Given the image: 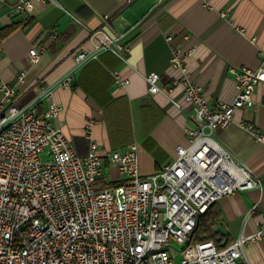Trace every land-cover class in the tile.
I'll return each mask as SVG.
<instances>
[{
	"label": "crops",
	"instance_id": "1",
	"mask_svg": "<svg viewBox=\"0 0 264 264\" xmlns=\"http://www.w3.org/2000/svg\"><path fill=\"white\" fill-rule=\"evenodd\" d=\"M18 1L0 0V82L15 88V103L25 108L78 65L76 53L83 50L89 57L98 51L88 38L101 26L98 15L109 14L112 29L125 34L159 0H30L31 11L15 10ZM122 41L129 45L123 57L98 51L33 106L39 114L50 102L61 107L50 121L79 156L92 141L120 151L134 145L139 172L148 174L173 160L191 125L182 86L175 84L181 70L170 63L171 54L191 50L183 68L212 107L230 101L236 93L232 69L256 68L261 59L264 0H166ZM33 46L45 47L36 62L28 57ZM112 70L128 79L127 85L117 86ZM149 72L159 74L155 93L148 90ZM252 99L253 106L234 110L217 138L255 173L260 187L226 194L211 206L207 239L217 247L253 233L264 219V146L246 127L264 135V81L254 86ZM110 172L117 176L114 168ZM244 255L247 264H264V238L247 242Z\"/></svg>",
	"mask_w": 264,
	"mask_h": 264
},
{
	"label": "built area",
	"instance_id": "2",
	"mask_svg": "<svg viewBox=\"0 0 264 264\" xmlns=\"http://www.w3.org/2000/svg\"><path fill=\"white\" fill-rule=\"evenodd\" d=\"M13 8L31 11L32 4L19 0ZM98 16L101 26L88 34L95 50L123 57L129 50L124 34L112 29L109 14ZM44 50L33 46L28 57L36 62ZM190 54L181 49L169 59L181 70L175 84L190 108L186 143L175 146L171 162L148 174L139 172L134 145L120 151L92 141L79 156L50 121L59 105L50 102L43 114L33 105L20 108L15 88L0 82V264H247L244 245L264 238V219L256 231L224 247L190 237L199 215L219 198L260 187L255 173L219 143L217 131L232 122L236 108L254 105V86L264 81V49L256 68L232 69L236 93L214 107L183 68ZM87 56L81 50L74 60ZM112 74L117 86L127 85L117 70ZM16 77L22 81L24 70ZM145 79L150 92L160 90L158 73ZM246 127L264 146V135Z\"/></svg>",
	"mask_w": 264,
	"mask_h": 264
},
{
	"label": "water",
	"instance_id": "3",
	"mask_svg": "<svg viewBox=\"0 0 264 264\" xmlns=\"http://www.w3.org/2000/svg\"><path fill=\"white\" fill-rule=\"evenodd\" d=\"M164 1H166V0H159L156 4H154L152 7H151V9L148 11V13L137 23V24H135L127 33H125L122 37H121V39H123L126 35H128L130 32H132L135 28H137L146 18H148L152 13H153V11L158 7V6H160ZM98 51H101V49L100 50H98ZM98 51H96V52H94L93 54H91L89 57H87L86 59H84L83 61H81L80 63H78V65L74 68V69H72L70 72H68L64 77H62L56 84H58V83H60V82H62L65 78H67L76 68H78V67H80L84 62H86L90 57H92L93 55H95L96 53H98ZM55 84V85H56ZM54 85V86H55ZM54 86H52V87H49L48 89H46L43 93H41L30 105H28L25 109H27L29 106H31V105H33L35 102H37V101H39L41 98H43L45 95H47L50 91H51V89L54 87ZM24 109V110H25ZM13 118H9V119H7L4 123H3V127H6L9 123H10V121L12 120Z\"/></svg>",
	"mask_w": 264,
	"mask_h": 264
},
{
	"label": "trees",
	"instance_id": "4",
	"mask_svg": "<svg viewBox=\"0 0 264 264\" xmlns=\"http://www.w3.org/2000/svg\"><path fill=\"white\" fill-rule=\"evenodd\" d=\"M126 43V42H125ZM213 205V204H212ZM211 205V206H212ZM211 206L198 217L197 225L192 232L190 242L207 239L210 230V217L208 215Z\"/></svg>",
	"mask_w": 264,
	"mask_h": 264
}]
</instances>
